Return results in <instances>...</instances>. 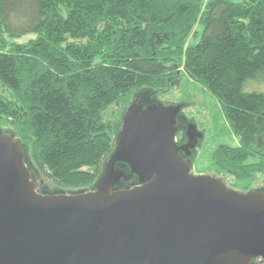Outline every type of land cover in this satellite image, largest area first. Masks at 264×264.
<instances>
[{
  "label": "trees",
  "instance_id": "1",
  "mask_svg": "<svg viewBox=\"0 0 264 264\" xmlns=\"http://www.w3.org/2000/svg\"><path fill=\"white\" fill-rule=\"evenodd\" d=\"M22 34L34 38L9 43ZM178 73L215 97L237 137L212 151L213 172L254 189L264 93L244 85L264 80V0H0V130L24 144L43 193L90 190L122 124L125 109L107 117L110 107L131 92L158 105ZM116 168L117 187L136 183L126 164Z\"/></svg>",
  "mask_w": 264,
  "mask_h": 264
},
{
  "label": "water",
  "instance_id": "2",
  "mask_svg": "<svg viewBox=\"0 0 264 264\" xmlns=\"http://www.w3.org/2000/svg\"><path fill=\"white\" fill-rule=\"evenodd\" d=\"M179 114L177 104L132 102L92 188L74 193L38 192L24 144L0 132V264L264 260V188L194 174V141L175 140ZM118 163L136 176L131 187L116 186Z\"/></svg>",
  "mask_w": 264,
  "mask_h": 264
},
{
  "label": "rangeland",
  "instance_id": "3",
  "mask_svg": "<svg viewBox=\"0 0 264 264\" xmlns=\"http://www.w3.org/2000/svg\"><path fill=\"white\" fill-rule=\"evenodd\" d=\"M193 30H198V27L195 25ZM4 36L7 35L4 34ZM32 38H34V35L22 34L20 37L13 38L12 40L8 39V41L9 43H26ZM193 40V36H189L187 43H191ZM244 90L248 92L258 91L264 93V80H248L244 85ZM0 95L7 96V93L1 85ZM137 96L138 94L133 95V92H131L127 97L122 98L118 103L110 107L107 111V117H111L112 114L119 115L124 109L126 111ZM155 98L163 105H180L175 140L178 143L185 144L190 140L194 141V143H190V148L188 149L191 153L188 157L192 162V172L194 174H208L220 177L228 185L232 184L234 180L220 174L216 175L211 168L210 154L217 145L228 144L235 146L238 144L237 137L233 134L225 121L215 97L203 86L187 77L185 73H178L175 83L166 90L157 91L155 93ZM3 130H0V132H6ZM191 136L195 140L191 139ZM34 167L35 166L32 164V169H34ZM39 174L40 180H42L44 184L49 185V180L41 173ZM252 187L254 189L264 187V177H259ZM37 191L42 192L39 180H37ZM255 261H257V264H264V260L262 259H257Z\"/></svg>",
  "mask_w": 264,
  "mask_h": 264
}]
</instances>
